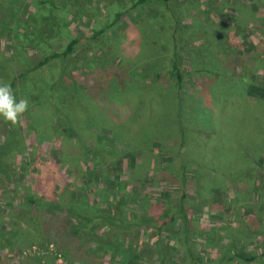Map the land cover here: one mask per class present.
Returning a JSON list of instances; mask_svg holds the SVG:
<instances>
[{
  "label": "rangeland",
  "instance_id": "obj_1",
  "mask_svg": "<svg viewBox=\"0 0 264 264\" xmlns=\"http://www.w3.org/2000/svg\"><path fill=\"white\" fill-rule=\"evenodd\" d=\"M6 26L10 86L79 42L11 86L28 108L0 117V142L23 139L0 171V264H264V0H0ZM31 198L121 221L72 236L63 213L33 223Z\"/></svg>",
  "mask_w": 264,
  "mask_h": 264
},
{
  "label": "trees",
  "instance_id": "obj_2",
  "mask_svg": "<svg viewBox=\"0 0 264 264\" xmlns=\"http://www.w3.org/2000/svg\"><path fill=\"white\" fill-rule=\"evenodd\" d=\"M151 1H155V0H138V3H146V2H151ZM165 3H169L172 0H161ZM8 26L6 27H2L0 28L1 30H5ZM79 42V38H73L66 46V48L62 51V52H57L54 51L52 53L46 54L42 57H39L37 59V63L33 66H31L30 68H28L27 70H20L17 71L16 75H14L13 80L11 82V86L13 87L16 82L24 77L28 72L33 71V70H37L43 66H45L47 63L51 62L53 59L55 58H67L70 55H72L76 48H77V43ZM264 56V52H262L261 54L258 55V57H263ZM171 74L172 76H174L177 80V84L179 86H181V81L183 80V73L181 72L178 63L176 62V60L173 62L172 64V69H171ZM58 114H60L63 117H68L66 115H63L61 112H58ZM68 123H70V120H67ZM22 138H20L18 136L17 131L11 129L10 126V132L8 135V138L5 139L3 142H0V171H2L3 173L7 174L6 168L4 166V161L5 158L13 151H15L16 149H18L20 146H22ZM30 163V162H29ZM30 202V203H29ZM29 202L26 201V205H30L31 210H32V221L33 223H37L40 222L41 220V210L43 212V210L45 211L47 215L49 214L47 217L48 218H53L52 216L59 214V213H63V216L61 217L65 219L69 218V222H68V230L70 232V235L72 236H79L81 234L82 229L86 226L87 223H89L91 220H95V219H100L102 221H104L106 223V225L108 226H117L118 221H121V218L119 216H117L113 210H105V209H99L97 214H85L83 213L81 210L77 209L74 205H68L67 207H62V208H40L37 203L36 200L31 198L29 200ZM188 213L186 212V209L182 208L180 209V211L178 212V215H180L181 220L183 221V225H187L188 222ZM43 217V216H42ZM58 218H60L59 216H55L56 220H59ZM46 220V217H44V221ZM79 220H83L82 222H79ZM165 221V220H164ZM42 222V220H41ZM146 224H148L147 222H145ZM156 223V222H155ZM43 224V222H42ZM164 223H160L159 226V230H161L162 225ZM50 225V224H49ZM44 226V225H43ZM152 226V225H151ZM118 227V226H117ZM44 228H46L47 232L50 233V231L52 230V225L48 226V224H45ZM5 232H7L5 230ZM0 238H4V234L3 232L0 231ZM9 241V240H8ZM2 246H5L2 244ZM243 254L239 255L240 257H244L242 256ZM248 261H251V258H247ZM164 263L167 262V260L164 258Z\"/></svg>",
  "mask_w": 264,
  "mask_h": 264
},
{
  "label": "clouds",
  "instance_id": "obj_3",
  "mask_svg": "<svg viewBox=\"0 0 264 264\" xmlns=\"http://www.w3.org/2000/svg\"><path fill=\"white\" fill-rule=\"evenodd\" d=\"M27 108L28 101L26 99H20L17 102L11 86L8 83L0 82V117L16 124Z\"/></svg>",
  "mask_w": 264,
  "mask_h": 264
}]
</instances>
